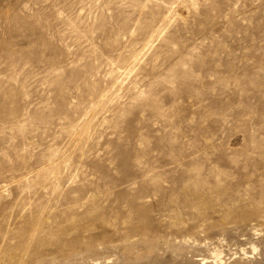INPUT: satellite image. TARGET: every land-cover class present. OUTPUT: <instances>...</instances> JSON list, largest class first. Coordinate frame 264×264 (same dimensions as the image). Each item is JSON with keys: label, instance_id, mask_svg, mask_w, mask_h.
I'll return each mask as SVG.
<instances>
[{"label": "rangeland", "instance_id": "1", "mask_svg": "<svg viewBox=\"0 0 264 264\" xmlns=\"http://www.w3.org/2000/svg\"><path fill=\"white\" fill-rule=\"evenodd\" d=\"M0 264H264V0H0Z\"/></svg>", "mask_w": 264, "mask_h": 264}, {"label": "bare ground", "instance_id": "2", "mask_svg": "<svg viewBox=\"0 0 264 264\" xmlns=\"http://www.w3.org/2000/svg\"><path fill=\"white\" fill-rule=\"evenodd\" d=\"M198 181V178L196 179ZM188 182V181H187ZM196 183V182H195ZM198 183V182H197ZM186 189V188H185ZM184 189V190H185ZM190 199V198H189ZM190 203V202H189ZM7 257V256H6ZM11 259V256L8 257V260ZM4 260V259H3Z\"/></svg>", "mask_w": 264, "mask_h": 264}]
</instances>
